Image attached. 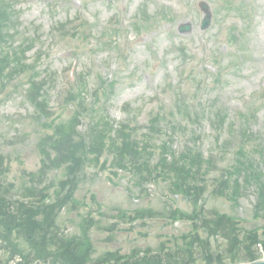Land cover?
I'll use <instances>...</instances> for the list:
<instances>
[{"label":"rangeland","instance_id":"374dc122","mask_svg":"<svg viewBox=\"0 0 264 264\" xmlns=\"http://www.w3.org/2000/svg\"><path fill=\"white\" fill-rule=\"evenodd\" d=\"M202 1L213 14L206 30L200 28ZM0 9L8 28L0 60L17 59L4 71L0 62V200L11 213L19 218L16 208L23 206L38 223L53 215L62 235L89 242L88 264H209L219 257L242 264L251 259L241 256L251 254L264 259L262 245L249 240L254 229L264 238L256 188L243 189L234 202L222 184L237 178L230 166L264 155V0H0ZM187 22L193 31L180 33ZM67 34L78 38L75 48L65 42ZM36 57V67L25 65ZM75 74H83L78 96L66 85ZM33 79L46 81L45 111L33 102L37 96L30 99ZM105 120L103 135L91 139L97 121ZM60 126L71 131L73 148L100 139L105 144V153L90 157L73 185L50 162L41 177L43 151L56 156L44 140ZM124 144L125 150L148 147L146 159L156 160L166 144L177 161L184 146L193 150L189 158L209 160L196 182L204 188L202 205L194 195L173 193L169 176L155 164L140 171L113 167L110 149ZM69 190L74 200H62ZM20 195L27 198L17 204ZM46 197L55 201L56 213L46 211ZM219 213L233 221L212 233L202 219ZM232 224L236 241L226 237ZM17 235L11 242L31 252L26 237ZM106 255L110 260L100 262ZM7 256L0 243V264H18L19 258Z\"/></svg>","mask_w":264,"mask_h":264},{"label":"trees","instance_id":"16d2710c","mask_svg":"<svg viewBox=\"0 0 264 264\" xmlns=\"http://www.w3.org/2000/svg\"><path fill=\"white\" fill-rule=\"evenodd\" d=\"M1 15H3L2 9H0V38H3L5 31H7L8 28L6 21ZM11 58L12 59L9 60L8 58L2 57L0 60V62H4L3 67L1 68L2 71L6 70L10 63L12 67L15 66L17 59L14 55H12ZM83 86V81H80V88H82L81 92H84ZM28 93L30 94L31 100L33 99V96H37V101H32L37 104L39 103V108H37L39 111H45L44 106L47 108V105H49L46 81L37 79L31 80ZM178 112L181 113L183 118L190 117L187 116V110H181L178 108ZM45 114L48 113L45 112ZM78 118L79 116H77V119ZM77 121L78 120H76L73 125ZM105 122L106 120L97 121V124L95 125L96 130L90 132L91 139L94 137V134L99 136L103 135L107 124ZM100 126H102L101 129L99 128ZM59 128L60 129L56 132L57 135L53 134L52 137L44 140L45 143L49 142L51 148L56 152V156L52 157L48 151H43L44 158L42 162L43 169L41 177L46 174L45 169L48 165L47 162H50L52 165L54 164L53 167L55 169L62 170L64 176L67 177V183L73 185L75 179L80 173V169L86 163L91 162L90 157H98L103 154L102 148L105 144L100 139L98 142L91 143L89 148H73L71 145H68L71 131L67 133V130H65L64 127L60 126ZM140 149L141 151L138 148V144H136L134 148H128L127 150H125V144L123 146L112 147L110 150L115 154L113 167H117L118 169L132 168L136 171H140V166L144 167V170H147L151 165L155 164L157 166L156 169L160 168L169 176L173 193L183 194V196L187 195L188 197L194 195V199H196L195 202L198 203L199 199H201L200 195L203 194L204 188H202V185L196 184V182L198 177L205 172L204 164L205 162H210L209 160L206 159V161H204L201 156L197 155L189 158L188 155L193 150L185 149L181 153V159L177 161L173 159L176 156L175 153L169 150L166 144L162 146L161 155L156 160H153L151 157L148 159L145 158L144 154H151V152L148 151V147L143 146ZM253 150H255V148H253ZM167 152L171 153V158H169ZM261 163L264 164V155L261 156L259 161L250 157H247L245 161H239L236 165L229 167L230 174H232L233 177L237 175V178L232 185H229L227 181H224L222 184L225 188L228 186L230 187L228 196H230V199L234 202L239 200L243 189L250 188L251 186L255 187L257 198L259 200V209L258 213H256V217L264 220V169L260 167ZM170 175L173 176L171 177ZM64 189L65 185L62 184V188L56 192L58 198L60 194L63 193ZM24 192L33 193L34 189L25 188ZM74 197V194L69 190L66 194H63L62 200H67L69 202L70 200H74ZM10 202L14 203V199H10ZM10 202H8L9 207L12 206ZM16 203L22 204V202H18V200ZM55 204V201H52L50 204H45L44 207L47 212L51 210V214L56 213ZM16 210L19 212V218L11 213L5 203L0 200V243L2 244L5 255L6 253L8 254V261L19 258L21 261H19L18 264H34L37 260H41L44 264H88L87 261L89 260V253L91 250L89 242H83V239L81 238L77 239L73 236L62 235L60 232V226L57 224V220L53 215H50V219L38 223V221L31 218L28 210L23 206L16 208ZM148 214L154 215V212L148 211ZM137 216L144 217V214H137ZM193 219L195 220V218ZM231 221L233 220L230 217L222 213L216 214L215 218L202 219L204 226L209 228L212 233H220V229L225 225H229V222ZM236 228L237 226L234 224L230 226L232 236L225 235L228 240H237V236L235 235ZM236 233L239 234V231ZM17 234H23L26 237L30 244L31 252L27 253L28 247L26 249L23 248L20 241L11 242L13 235L18 236ZM18 238H20V236H18ZM249 238L250 245L257 246L258 244H261L264 250V238L261 237L257 229L252 230L251 234H249ZM238 242L240 245L243 244L240 238L238 239ZM250 245L247 247L248 250L252 248ZM236 246H238V244ZM229 252L231 251L227 249V253ZM251 253L254 252L252 251ZM252 255L254 254H251L250 257L248 255L241 257L245 259V261H249V258L251 259L250 261L256 260V257ZM109 257L111 256H103L104 259H101L100 262L104 263L109 261ZM228 257H231L230 254ZM239 258L240 256H237L234 261ZM111 259L113 261L115 258ZM208 261L209 264H224L223 257H219L217 260L210 259ZM0 262H3V260ZM153 262L154 264L161 263H156L158 261Z\"/></svg>","mask_w":264,"mask_h":264},{"label":"water","instance_id":"95a60500","mask_svg":"<svg viewBox=\"0 0 264 264\" xmlns=\"http://www.w3.org/2000/svg\"><path fill=\"white\" fill-rule=\"evenodd\" d=\"M202 9L206 13V17H205V20L203 22V29H206L211 24L212 15H211V12L209 10V6L208 5L203 4L202 5ZM191 30H192V27H191L190 24H188V25H182V27L180 28V31L182 33H187V32H189ZM36 264H42V263L40 261H38ZM245 264H264V260H258V261L252 262V263H245Z\"/></svg>","mask_w":264,"mask_h":264}]
</instances>
